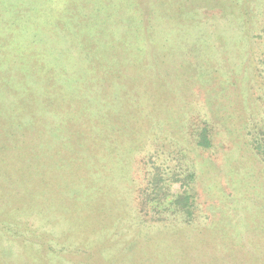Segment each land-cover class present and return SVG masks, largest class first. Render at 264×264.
<instances>
[{"label":"rangeland","instance_id":"obj_1","mask_svg":"<svg viewBox=\"0 0 264 264\" xmlns=\"http://www.w3.org/2000/svg\"><path fill=\"white\" fill-rule=\"evenodd\" d=\"M139 1L0 0V108L7 103L4 110L20 112L15 118L0 113V133H23L19 121L25 115L31 124L26 134L33 137L29 148L8 153L12 162L0 161V221H11L6 224L12 229L6 236L0 230V264H264V161L252 147L264 139V0L227 7L223 0H188L186 6L183 0ZM145 10L161 12L165 31L158 28L157 38L168 41L147 44L155 62L168 61L166 67L152 65L166 86L156 82L155 97H146L151 117L120 118L100 135L93 129V101H82L88 130L77 117L59 146V126L44 124V106L46 114L53 109L64 116L66 106L76 105H67L68 93L76 94L78 85L91 89V81L85 84L89 63L106 60L98 46L91 53V42L64 28L81 35L98 28L95 15ZM178 16L195 24L170 25ZM48 28L51 33L44 34ZM229 37L239 38L237 48L226 42ZM109 48L114 60L135 51L125 42H110ZM137 53L132 55L139 66ZM47 76L64 88L44 102ZM136 77L126 84L129 90L140 83ZM7 92L9 103L2 99ZM110 95L111 115L128 108L126 97ZM203 127L217 135L209 151L194 146ZM190 168L196 174L195 208L186 222L184 215L156 209L152 183L161 174L177 194L181 187L173 180Z\"/></svg>","mask_w":264,"mask_h":264},{"label":"trees","instance_id":"obj_2","mask_svg":"<svg viewBox=\"0 0 264 264\" xmlns=\"http://www.w3.org/2000/svg\"><path fill=\"white\" fill-rule=\"evenodd\" d=\"M187 1L188 0H183L181 2L185 4L186 6V5H189V2L187 4ZM201 1L204 3H207L205 2L206 0H201ZM223 1L226 3V7L233 6V4L235 5L236 3H239V0H226V1L223 0ZM139 2L141 4H151V3L153 4H160V3L172 4L171 2L162 1V0H140ZM190 3L196 4L195 0H191ZM242 6L244 10L246 11V13L248 14L249 11H248L247 3L244 2ZM162 19H163V15H161V12H156V11L145 10V12L143 13H140V12H125V13L117 12L115 13L114 12L112 15L111 14L110 15L99 14V16L95 15V21L98 24V28H95V29L93 28V30L88 29L83 34L81 33V35H79L80 33H78L77 35H74L72 33V30H68L69 29L68 26L64 28L67 30L66 34H68L69 36H73V37L78 36V40H81L80 38H82L84 42H91L87 46L85 45L84 42H82L87 47V49H89L91 53H94L95 47L98 46L101 51L102 59H104L105 57L106 60L104 59L103 61H100L98 63L97 62L89 63L91 77H89L88 81H85V84L91 81V85L88 86L89 89L91 88L89 91L86 89H83V86L78 85L76 87L77 88L76 94L68 93L67 95L68 101L66 102L67 105L76 103V105L78 104L77 109L74 108L76 105L66 106L64 108V116L60 117L54 113L53 109L51 111L49 110V112H51V114L53 115L46 114L45 110L47 108L44 106V124L45 122H48L50 125H54V123H51V122H56L55 125L59 126L58 131H57V136H56V140H58V138L60 139L58 140V143H57L59 144V146L62 145L61 142L63 143L65 135L68 132L72 133V131L74 130V126L72 127L71 125L77 124V117H79V119L81 120V122L79 123L81 128L85 126V128L83 129L88 130L87 126L83 124V121H84L83 110L85 109H83L82 101H89V100L93 101L94 103L93 117H94V120H96L95 121L96 125L94 126L93 129L97 131L100 135H101V132L109 133V131L106 129L109 122L118 121L119 123H121L120 118H123V120H127L129 118V120H132V121L135 120V122L138 121L140 117L142 118V122L149 120L153 109H151V107H149V109H145V106L148 105L145 103L146 97H149L152 99L155 97V94H154L155 90L153 89V87H157L156 82H158V85L160 83L161 85L166 86V84L163 83V81L160 79V76L155 77V75H153L154 73L151 72V70H154L152 67L156 66L158 62L162 66H165L168 63V61H158V58H157V62H155L152 56L153 48H154L153 42H165V43L168 42L166 38H163L162 35H159L157 38L156 30H158V28L162 30V33L165 31L163 27L164 24H163ZM136 23H139L141 30L137 29ZM169 23L172 26H187V25L189 26V24L194 25L195 21L191 17L178 16V17H174V19L172 21H169ZM150 24H151V28H150ZM62 25H63V21H60L57 28L60 29ZM26 27L29 31H31V27H28V26ZM50 28L44 29L45 31L44 34H46L47 31L48 33L49 32L51 33V31L49 30ZM178 28L179 27H177L175 31H179L180 33L181 31L184 32V30H180ZM170 31L175 32L173 31V27L170 29ZM229 31H231V29ZM248 31L249 30H246L244 32L245 34L244 37H246V40L249 39V36H247L249 35ZM24 32H25V29L21 31V33H24ZM153 35L155 38H157V40H154V39L152 40ZM187 35L188 33H184V35L181 36V38L183 39ZM32 36L38 37V39L42 38V37H39V35L37 34H32ZM94 37L100 39V41L93 42ZM218 38L219 37H217V39ZM238 39H239L238 37L237 38L229 37L228 39H226V42H235L234 48L235 47L237 48L239 45L237 42ZM72 42L74 44V42H76V39H73ZM99 42L101 44H99ZM110 42H125L127 43V45L129 44V46H133V49L135 51H132V52L130 51V53H128L130 55H128L127 59L124 58L123 56H120V58H118V56L116 55L115 56L116 60H114L112 59L113 58L112 56H114L112 50H115V49L113 46L111 48L112 50H110L109 48ZM131 42H139V44L137 43L134 45ZM19 43L20 42H17V45ZM149 43L153 44L151 53L149 52V48L147 45ZM226 44H228L229 46H232L229 43H226ZM77 45H78V42H77ZM138 46L141 47V50L140 52L137 53L136 49L138 48ZM13 47H15V45ZM133 53H137L138 55L141 56L140 57L141 59L140 62H142L141 65L139 66L136 65L135 63L136 56L132 55ZM92 57L93 56H91V58ZM163 58L165 59L166 57L163 56ZM149 60H152L153 62L150 63ZM22 63H25L27 67L29 65L28 61L22 62ZM167 67H170V66L167 65ZM156 70H157V73H160V71L158 72V69ZM141 74L145 75V77L141 76ZM135 76L139 78L140 83L135 85L134 90H129L126 84L130 83L131 85L132 84L131 82L134 81ZM23 80L24 78L18 80V82L20 83L19 86L23 84ZM10 81L13 82L15 80L9 79L7 83H9ZM12 85L13 84L11 83V86ZM147 86H150V89L146 88ZM63 88H64V85L60 84V79L54 76L44 77V93H46L44 94V102L54 101L57 98V96H59L56 93L57 92L60 93L63 90ZM112 91L113 92L117 91L121 95L122 100H125L123 96L126 97V101L128 103L127 105L128 108H126L125 106V107L118 108L115 111V116L117 118L114 115H111L110 113V102H112L113 100L112 96L110 95L113 93ZM86 92L89 96L85 95ZM7 93L4 94L2 99L9 103L11 101V92H7ZM159 95H162V94L159 93L158 96ZM138 100H140V102L141 101L143 102L140 108H138L136 105V102ZM5 106L0 108L1 110L0 113L2 115L12 114V117L15 118L16 114L20 113L18 109L16 108L14 110L12 109V111H10V109L4 110L3 108H5ZM156 110L157 108L154 110V113ZM23 116L25 117V121L20 120L19 122L23 124L20 127L17 126L22 129L23 133L19 135L10 133L8 131H6V133H0V161L2 162L3 165H4L3 160L12 162L8 153L12 152L13 154H17L20 151H23V148H29V145H26V143H28V140L32 139L33 137L31 135L29 136L28 134H26V131L30 128L31 124L30 123L28 124L26 121V118L28 117L25 115ZM62 123H67L70 126L63 127L61 126ZM45 128L46 127H44V135L46 132ZM5 129L9 130L8 128H5ZM14 129L17 130V128L13 127V130ZM68 129H72V131H69ZM133 130L135 131L134 128ZM33 132L37 134V131H33ZM90 133L91 132L89 131V134ZM216 136L217 135L213 134L212 128L203 127L196 134L194 146H196L197 149L199 150L209 151L213 148L215 144L216 140H214V137ZM19 141L21 142V144H20V147L17 148L19 146L17 145ZM262 143H264V139L261 140L260 142L259 141L255 142L254 144L255 146L252 143V147L253 148L255 147L254 150H256L258 154L261 155L264 161V144ZM30 149H32V145H30ZM87 161L93 164L94 160L89 159ZM183 176H184L183 179L181 178V176L178 175L179 178L173 180L174 183L179 184L181 187V192L174 194L172 193V188L170 187L169 183L165 184L166 182L162 178V175L157 174L156 180H154V182L152 183V185L154 186L153 190L156 195L155 198L152 200V203L155 204L156 209L158 207L166 208L168 209L166 210V212H172L174 215H177V216L184 215L185 217H187L186 222H190V218H192L194 215L193 210L195 208V187L194 185L196 182V178H195L196 174L193 168H190V169H187L186 172L184 171ZM159 185H161L160 188H159ZM165 205L167 206L164 207ZM9 222L11 223V221H5V222L0 221V230L4 231L3 235L5 236L8 235V230H12L8 226L9 224H6ZM1 225H5V226H1ZM258 263H260V261Z\"/></svg>","mask_w":264,"mask_h":264}]
</instances>
